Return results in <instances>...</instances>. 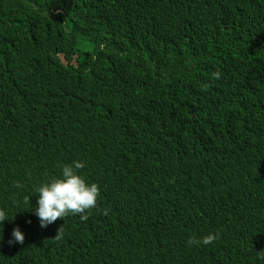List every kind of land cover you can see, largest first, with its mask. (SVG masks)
<instances>
[{"label":"trees","instance_id":"trees-1","mask_svg":"<svg viewBox=\"0 0 264 264\" xmlns=\"http://www.w3.org/2000/svg\"><path fill=\"white\" fill-rule=\"evenodd\" d=\"M263 25L264 0H0V124L24 143L0 144V264H53L34 189L73 161L100 189L64 222L89 264H264Z\"/></svg>","mask_w":264,"mask_h":264},{"label":"clouds","instance_id":"clouds-1","mask_svg":"<svg viewBox=\"0 0 264 264\" xmlns=\"http://www.w3.org/2000/svg\"><path fill=\"white\" fill-rule=\"evenodd\" d=\"M73 2L81 4L82 0H73ZM60 14L65 23L75 20V14L71 11L65 12L59 10L56 12V15ZM241 47L244 51L247 50V54L257 49L255 43L248 40ZM12 63L13 60H8L7 49L0 51V74L9 72L12 69ZM219 75L218 72L213 73V79H218ZM217 94L220 97V89ZM223 108L227 112L224 104ZM0 144L6 149L8 161H10L16 147L24 143L15 137L8 127L0 124ZM84 167L85 163L83 161H73L71 164H63L60 166L59 176H54L41 182L34 189L37 194V201L33 211L39 220L40 227L46 228L57 221L55 225L56 239L61 238V246L55 253L53 264H66L64 262L66 259L77 260L83 258L84 261L80 264H89L93 260L86 255L88 248L83 246L77 238L79 230L72 226L71 222L64 225V222L70 219L69 215L79 214L81 220H87V213L97 207L100 189L96 183L86 182L85 178L78 173V170ZM25 200L29 204V197H26ZM108 211V209H104L103 214L107 215ZM8 219L6 214L0 213V223ZM216 239H218V235L208 234L199 239L190 237L186 243L189 246L208 245ZM23 240L24 235L17 227L12 230L11 239L8 243L10 245L23 243Z\"/></svg>","mask_w":264,"mask_h":264},{"label":"rangeland","instance_id":"rangeland-1","mask_svg":"<svg viewBox=\"0 0 264 264\" xmlns=\"http://www.w3.org/2000/svg\"><path fill=\"white\" fill-rule=\"evenodd\" d=\"M94 49V47L91 45L89 48H87V51H92Z\"/></svg>","mask_w":264,"mask_h":264}]
</instances>
